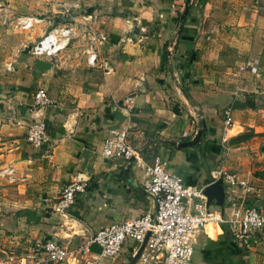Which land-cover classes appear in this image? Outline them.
Instances as JSON below:
<instances>
[{
    "label": "crops",
    "instance_id": "1",
    "mask_svg": "<svg viewBox=\"0 0 264 264\" xmlns=\"http://www.w3.org/2000/svg\"><path fill=\"white\" fill-rule=\"evenodd\" d=\"M184 2L0 0V167L12 164L24 178L0 182V241L7 248H0V262L9 264L35 241L54 238L71 254L41 264H136L140 241L127 240L115 258L102 256L98 244L78 247L102 227L154 211L142 181L155 156L190 188L211 183L215 168L245 181L233 198L227 195L225 217L234 209L264 210V8L255 9L254 0H192L179 34ZM62 15H69L68 23H58ZM21 17L38 20L28 28L30 38L19 34ZM132 20L141 41L126 39ZM60 24L75 27L67 49L53 58L33 56L36 40ZM99 35L105 39L94 42L97 61L88 66L83 49L89 36ZM38 88L47 90L52 106H34ZM128 96L134 98L129 108ZM228 107L232 121L225 126ZM38 119L47 121L49 140L34 147L26 129ZM128 122L141 157L130 166L100 155L107 130ZM76 172L86 174L88 187L66 212H54ZM263 236L239 246L227 223L210 222L196 236L194 254L202 261L194 262L241 264L244 250Z\"/></svg>",
    "mask_w": 264,
    "mask_h": 264
},
{
    "label": "built area",
    "instance_id": "2",
    "mask_svg": "<svg viewBox=\"0 0 264 264\" xmlns=\"http://www.w3.org/2000/svg\"><path fill=\"white\" fill-rule=\"evenodd\" d=\"M253 7L257 10L264 8L260 0H254ZM37 21L33 17H21L17 25L22 29H28ZM74 36L73 25L52 26L33 44L30 53L36 57L53 58L67 49ZM104 39L103 35L89 36V43L83 49L88 66H94L97 61V47L94 42ZM126 39L133 42L141 41L143 37L130 36ZM7 69H11V66L8 65ZM133 100V96L124 98L127 108L132 106ZM53 103L46 89L38 88L34 92L35 107L46 108ZM223 117L224 125L228 126L232 121L230 107L224 110ZM133 130L134 125L129 122L110 127L102 141L100 155L106 159L122 160L125 164L140 163V150L129 139ZM224 136L225 134L222 136V142H226ZM26 140L34 147H41L48 142L49 137L43 119L29 124L26 129ZM211 175L212 182L222 178L226 197L228 195L233 198L239 186H247L246 182L238 179L236 174L222 168H215ZM3 180L12 185L22 182L24 178L18 174L16 166L9 164L0 167V182ZM87 187L86 174L76 172L61 188L52 210L56 213L66 212L74 204L77 195L83 193ZM142 188L154 203L153 212H144L132 220L102 227L86 237L78 249L83 251L91 244H98L101 246L102 256L115 258L120 254L127 240L142 242L149 234L136 264H195L193 256L196 236L210 222L227 223L234 241L239 246H247L249 240L256 235H264V210L255 206L244 210L234 209L226 217L220 210H211L206 206V197L202 194V188L187 187L184 178L169 171L160 156H155L150 164L145 165ZM70 254L64 244L50 238L35 241L20 258L9 264L62 262ZM0 264L4 263L0 262Z\"/></svg>",
    "mask_w": 264,
    "mask_h": 264
},
{
    "label": "water",
    "instance_id": "3",
    "mask_svg": "<svg viewBox=\"0 0 264 264\" xmlns=\"http://www.w3.org/2000/svg\"><path fill=\"white\" fill-rule=\"evenodd\" d=\"M190 4H191V0H185L183 9L179 15L180 26L183 24V21L187 15L188 10H189ZM132 23H135V25L131 29L132 34H128L126 37L131 36V37L136 38L139 35L140 26H139V24H136V20H132ZM130 165H131V163H129L127 166H130ZM202 194L206 197V206L207 207L216 206V207H219L221 209V212H223L224 204H225V200H226V193H225V186L223 184L222 178H217L213 182L204 186V188L202 189ZM72 223H73L72 224L73 228L77 232H79L81 235L85 234L84 226H82L77 220H73ZM148 235L149 234H147L145 236V238L143 239V241L141 243V246L139 247L136 254L134 255L133 260H132L133 263L136 262L141 251L143 250Z\"/></svg>",
    "mask_w": 264,
    "mask_h": 264
},
{
    "label": "rangeland",
    "instance_id": "4",
    "mask_svg": "<svg viewBox=\"0 0 264 264\" xmlns=\"http://www.w3.org/2000/svg\"><path fill=\"white\" fill-rule=\"evenodd\" d=\"M63 17V18H62ZM58 23H68L69 21V15H62L60 18H57ZM10 27H13V25ZM15 28V27H14ZM32 29H24L21 30L19 34H21L23 37L30 38L31 37ZM37 41V40H36ZM30 45V44H29ZM16 40L10 42V45L8 46L9 54L13 53L16 50ZM30 47V46H29ZM25 46V48H29ZM32 47V46H31ZM31 49V48H30ZM263 236V235H262ZM261 241H263L261 244H258L254 246L252 249H245L246 253L244 254V258L241 260V264H264V236L261 238ZM0 248L7 249L6 247H2L1 241H0ZM194 260L198 263H200L202 260L200 257L197 256V254H194Z\"/></svg>",
    "mask_w": 264,
    "mask_h": 264
},
{
    "label": "trees",
    "instance_id": "5",
    "mask_svg": "<svg viewBox=\"0 0 264 264\" xmlns=\"http://www.w3.org/2000/svg\"><path fill=\"white\" fill-rule=\"evenodd\" d=\"M192 1V0H191ZM191 5V4H190ZM190 7V6H189ZM189 11V10H188ZM187 14H188V12H187ZM187 16V15H186ZM182 32H184V29H183V25L181 26V28H180V31H179V34H181ZM45 122V125H46V130L48 131V123H47V121H44Z\"/></svg>",
    "mask_w": 264,
    "mask_h": 264
}]
</instances>
